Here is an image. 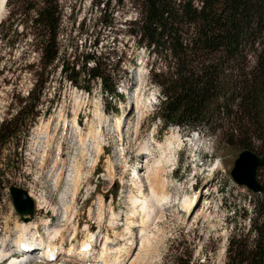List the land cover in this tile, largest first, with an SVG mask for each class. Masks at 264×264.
<instances>
[{
  "label": "rangeland",
  "instance_id": "1",
  "mask_svg": "<svg viewBox=\"0 0 264 264\" xmlns=\"http://www.w3.org/2000/svg\"><path fill=\"white\" fill-rule=\"evenodd\" d=\"M28 1L41 3V0H7L0 12V126L8 121L14 125L11 129L16 127L18 130L10 143L0 145V264H10L13 256L21 260L23 255H26L28 264H81L77 257L35 263V259L41 257L36 248L32 253L26 248L29 253L22 255L23 249L17 246L16 240L17 225L23 219L13 204L12 185L26 189L34 199L42 194L47 196L49 203L43 208L37 204L31 220L39 225V233L45 240H48L45 226L53 230L64 224L65 205L69 204L72 209L69 208L68 213L76 214L73 223L70 222L64 230L66 248L71 244L76 224L78 240L75 243L79 244L85 237L89 226L98 238L95 251L102 249V236L107 230L111 238H116L117 242L112 243L114 248L118 245L125 248L132 238L130 260L136 256L134 264H178L177 259L183 253L191 256V264H227L229 237L235 229L240 233L248 232L253 203L257 198L256 193L238 184L231 176L242 150L215 137L192 136L174 126L165 127L156 116L155 100L159 101L161 89L152 80L154 72L151 69L163 68L167 73L170 63L156 60L130 34L131 20L136 18L138 9L130 0L121 4L110 0V8L101 13L103 4L97 7L93 0H58L61 12L60 61L56 67L49 65L40 78L44 79L45 85L37 99L35 113L38 115L27 133L21 110L27 102L28 105L34 104L39 94L37 91L32 99L29 97L39 79L42 55L40 40L34 37L32 19L35 14L24 10ZM94 52L100 56L107 73L118 81V95H106L100 88V79L87 80L91 88L88 93L72 84L61 70L65 61L69 67L76 64V69L83 68L82 56ZM92 65L90 62L87 67ZM138 102L142 103L139 108ZM103 105L110 122L103 124L100 140L104 152L96 162L93 145L97 142L88 137V149L83 143L76 142L71 123L78 117L85 133L91 125L101 127L95 110L102 111ZM122 113L125 120L122 131H119L116 117ZM50 118L52 139L47 142L39 127ZM60 141L62 159L55 166ZM170 141L174 143L167 151L166 170L161 171L170 194L164 217L151 219L147 234L141 232L140 226H135L130 236L126 230V215L132 207L129 194L137 187L129 175L137 166L141 167L145 193L148 194L150 163L153 157L160 158L158 143ZM261 144L255 141L254 151L264 155V150L259 148ZM144 145L148 150H143L142 154L140 147ZM180 146L183 151L178 154ZM197 158H204V164ZM110 161L116 164L113 173L109 170ZM74 163L81 172L78 179L73 176ZM258 175L264 183L263 168L259 169ZM188 195L195 199L193 204H197L190 216L184 212L182 204ZM101 198L103 203H100ZM112 208L118 214V221L114 224L109 222ZM139 218L140 215L134 218L138 225ZM5 253L11 258L2 263Z\"/></svg>",
  "mask_w": 264,
  "mask_h": 264
},
{
  "label": "trees",
  "instance_id": "2",
  "mask_svg": "<svg viewBox=\"0 0 264 264\" xmlns=\"http://www.w3.org/2000/svg\"><path fill=\"white\" fill-rule=\"evenodd\" d=\"M130 2L138 9L130 34L156 60L170 63L167 73L163 68L151 69L152 80L161 89L156 116L163 125L178 126L186 134L199 131L241 150L254 151L255 141H260L259 148L264 150V0ZM93 3L97 7L103 4L101 13L111 4L110 0ZM25 8L35 14L34 37L40 40L42 53L39 79L29 97L39 94L34 104L27 102L21 110L29 133L45 85L40 78L49 65L56 67L60 61L61 12L58 0L28 1ZM99 57L95 52L86 53L83 68L76 69V64L69 67L65 61L61 70L79 88L91 91L89 82L100 79L104 91L118 95V81L107 73ZM90 62L93 65L88 68ZM12 125L4 121L0 126V145H7L17 134ZM256 196L250 229L246 233L235 229L229 237L227 264H264V192ZM177 262L191 264L192 259L183 253Z\"/></svg>",
  "mask_w": 264,
  "mask_h": 264
},
{
  "label": "bare ground",
  "instance_id": "3",
  "mask_svg": "<svg viewBox=\"0 0 264 264\" xmlns=\"http://www.w3.org/2000/svg\"><path fill=\"white\" fill-rule=\"evenodd\" d=\"M5 5H6L5 0H0V12L4 10ZM140 105H142V103L138 102L137 107L139 108ZM97 111L100 115H103L106 111V108L103 105L102 111H99V110ZM64 119H65L64 123L65 125H67L66 117ZM100 119L101 121L98 124L101 127H98V125L97 126L91 125L90 129L86 131V133L83 131L81 124L79 123L78 117H75L71 123V128L75 130L74 137H75L76 142L83 143V145H85L86 148H87L86 142L88 140V137H92V139L95 142H97L96 144L93 143L94 144L93 146H95L94 148L96 149V162L99 161L100 155L104 152V146L101 145V140H100L102 137L103 124L106 122L107 123L110 122V118L107 117L106 115L103 117H100ZM124 120L125 119L121 115H118L116 117V127L119 131H122ZM65 125L64 127L66 128ZM51 126H52V119L50 118L46 120L41 125V127H39L41 134L46 135L47 142H49L51 138V134L49 132ZM172 143H174V141H170V143H167V142L158 143V147L161 150L160 158L153 157L154 160L152 161V163H150V166L152 168H150L151 170H149L151 172L149 175L150 192L148 194L145 193L146 186H145V182L143 181L141 171L135 173L134 176L130 179V181H135L134 183L136 184V187H137L135 192H130L129 194L132 207L130 209V212L126 215L127 221H128V227H126L127 228L126 230H127V234L130 236L134 233L133 228L135 226H140L141 232L143 234H147L148 223H150V220L153 218L161 219L164 217V209H167L168 207L166 204L170 202V199H169L170 194L167 192V189H166L167 180L163 176H161V171L166 170L165 163L167 162L166 159L168 157L167 151L170 149ZM61 146H62V143L60 141V147L57 150L58 152H56V156H58L56 157V160L62 159V156H60ZM141 147H140V152L142 154L144 153L143 150H146L147 152L148 149H146V145H144L142 148ZM148 153H150V151ZM94 163H95V159H94ZM114 163H115L114 161L109 162V170L112 173L114 169L116 168V164ZM73 167H74L75 174L73 173L74 175L73 174L72 175L78 179L79 176L81 175L78 164L74 163ZM139 173H140V176L137 177ZM58 178L60 177L58 176ZM76 180H74V182ZM56 181L58 182V179ZM36 200L38 202L37 204L39 208H43V206H46L49 203L47 196L43 194L40 195L39 198H37ZM194 202H195V199H192V197L188 195L185 201L182 203L184 207V212L187 213L189 216L192 214L193 209L197 205V204H193ZM100 203H103V198H101ZM139 207L141 208L140 210H139ZM69 208H71L69 204L65 205V223L64 224L58 227H54L53 230H51L48 226L47 227L45 226L47 230V234H48V240H45L43 235L39 233V225L35 221H31L32 219H28V220L23 219L21 223L17 225V234H18V238L16 240L17 246L18 247L26 246V248L28 249V251H30V253L35 248L37 247L40 248L41 246L42 247L41 250L44 253L43 254L44 259L42 262H47V261L54 262V261H57L63 258L67 259V258H72V257H77L78 261L81 264L82 263L83 264H124V263L134 264L136 262V259H137L136 256L134 259L130 260V257L132 256V245L134 243V240L132 238L129 239L130 243L124 246L125 248H123L122 245H118L116 248H114V245L112 243L117 242V241L115 242L116 238H111L107 230V232L102 236V239H103V242L101 243L102 249L100 251H95L96 250L95 246L97 245L98 238H97L96 233L93 232L89 226H87L85 230L86 232L85 237L80 241L79 244H77L75 242L78 240L77 239L78 238V226L74 224V227H73L74 230L71 236V244L68 248H66L63 242L64 237H65L64 230H65V227L70 224V222L73 223V220L75 219V214H76V213L75 214L68 213ZM139 211L141 212L139 213ZM138 215H140L139 225H138V222L134 219ZM117 217H118V214H116L114 208H112L111 219L109 222L111 224L116 223L118 221ZM59 239H61V242ZM28 253L29 252H26V254ZM61 253H64V255H61ZM5 257H6V253L1 258L2 263L7 262V259L5 261H2ZM20 258L21 260H23L22 262L19 258L13 256V258L11 259L13 261L10 264H24L25 262L24 260H26L27 257L25 258L20 257ZM39 260L40 259H38L36 263H39Z\"/></svg>",
  "mask_w": 264,
  "mask_h": 264
},
{
  "label": "water",
  "instance_id": "4",
  "mask_svg": "<svg viewBox=\"0 0 264 264\" xmlns=\"http://www.w3.org/2000/svg\"><path fill=\"white\" fill-rule=\"evenodd\" d=\"M264 169V155H259L251 149H243L231 170L232 178L240 185L246 186L254 193L264 192V183L259 179V169ZM10 193L16 211L22 219H33L36 203L31 194L24 188L12 185Z\"/></svg>",
  "mask_w": 264,
  "mask_h": 264
},
{
  "label": "built area",
  "instance_id": "5",
  "mask_svg": "<svg viewBox=\"0 0 264 264\" xmlns=\"http://www.w3.org/2000/svg\"><path fill=\"white\" fill-rule=\"evenodd\" d=\"M59 147H60V144H59ZM61 150H62V148H61Z\"/></svg>",
  "mask_w": 264,
  "mask_h": 264
}]
</instances>
